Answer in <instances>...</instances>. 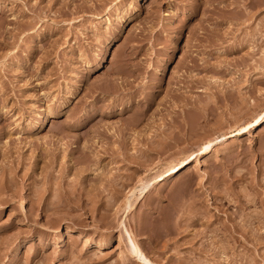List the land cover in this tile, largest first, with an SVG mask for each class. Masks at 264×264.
<instances>
[{"label":"rangeland","instance_id":"374dc122","mask_svg":"<svg viewBox=\"0 0 264 264\" xmlns=\"http://www.w3.org/2000/svg\"><path fill=\"white\" fill-rule=\"evenodd\" d=\"M263 109L264 0H0V264H264Z\"/></svg>","mask_w":264,"mask_h":264},{"label":"bare ground","instance_id":"6f19581e","mask_svg":"<svg viewBox=\"0 0 264 264\" xmlns=\"http://www.w3.org/2000/svg\"><path fill=\"white\" fill-rule=\"evenodd\" d=\"M263 114H264V109H263ZM209 143V141L208 140H206V141H204V142H202L201 144H200V146L198 147V149H199V151L200 152H203V151H205L206 150V148H207V144ZM178 161V160H177ZM179 164H181V160L180 161H178V164L176 165V166H178ZM175 166V167H176ZM174 170H175V168H174ZM144 182V181H143ZM142 181L140 182V185H139V187L138 188H142L145 184L143 183ZM132 189V188H131ZM138 190V189H137ZM141 190V189H140ZM127 192H129V191H127ZM128 195H130L131 196V194H128ZM124 198V197H123ZM130 204V198H128V197H126L123 201H122V203H121V205L122 206H124V207H127L128 205ZM120 205V206H121ZM125 242H124V246L127 248L126 250H127V252L129 253V254H131L132 256H133V258L134 259H138V260H140L143 264H153L152 262H150V261H148V260H146L145 258H144V256H143V254L141 253V251L139 250V248L135 245V243L131 240V238L129 237V235H128V233L125 231V240H124Z\"/></svg>","mask_w":264,"mask_h":264}]
</instances>
